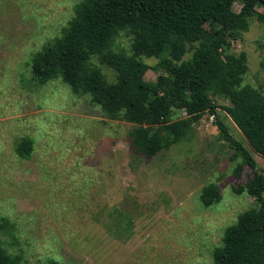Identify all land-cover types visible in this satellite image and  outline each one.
Wrapping results in <instances>:
<instances>
[{"label":"rangeland","instance_id":"rangeland-1","mask_svg":"<svg viewBox=\"0 0 264 264\" xmlns=\"http://www.w3.org/2000/svg\"><path fill=\"white\" fill-rule=\"evenodd\" d=\"M80 1L0 0V222L11 228H0L3 248L20 264H214L228 229L259 203L247 188L251 170L235 176L241 159L212 117L205 114L180 142L148 159L130 145L134 125L108 120L60 79L30 81L32 56L61 35ZM256 11L264 15V5ZM115 45L131 54L128 35ZM240 52L247 58L241 86L264 95V21L251 18L231 42L229 53ZM142 60L151 68L144 80L154 81L158 60ZM92 63L114 80L113 70ZM211 97L219 107L237 106ZM217 111L264 175V155ZM183 117L177 111L172 120ZM22 139L33 143L30 156L18 151ZM210 184L221 198L208 205L201 195Z\"/></svg>","mask_w":264,"mask_h":264},{"label":"trees","instance_id":"trees-1","mask_svg":"<svg viewBox=\"0 0 264 264\" xmlns=\"http://www.w3.org/2000/svg\"><path fill=\"white\" fill-rule=\"evenodd\" d=\"M259 5L264 0H81L61 35L31 58L34 86L60 79L73 95L86 96L99 107L108 120L134 125L129 137L136 156L151 159L180 142L205 114L213 118L220 139L241 159L235 176L244 166L251 170L247 188L259 203L228 229L214 264H264V175L217 111H225L249 146L264 155V95L241 86L246 54L229 53L231 42L240 40L251 18L264 21L256 11ZM208 22L217 26L207 30ZM121 34L131 38L130 55L115 50ZM142 57L158 60L152 68L159 72L154 81L144 80L151 68ZM93 59L114 71L113 81L93 65ZM213 95L237 106L219 107ZM177 111L184 117L172 120ZM32 148L29 139L18 144L24 156H30ZM201 197L209 205L220 200V190L210 184ZM0 228L11 231L6 221ZM0 264H20L1 242Z\"/></svg>","mask_w":264,"mask_h":264}]
</instances>
